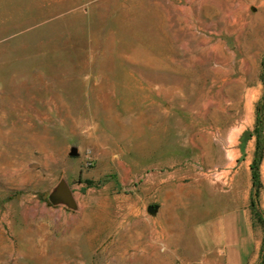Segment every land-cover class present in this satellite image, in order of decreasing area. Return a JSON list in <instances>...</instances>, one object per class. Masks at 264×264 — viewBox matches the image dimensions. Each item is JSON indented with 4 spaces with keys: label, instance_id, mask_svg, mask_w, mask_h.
<instances>
[{
    "label": "rangeland",
    "instance_id": "obj_1",
    "mask_svg": "<svg viewBox=\"0 0 264 264\" xmlns=\"http://www.w3.org/2000/svg\"><path fill=\"white\" fill-rule=\"evenodd\" d=\"M263 64L264 0H0V264H208L243 209L258 264Z\"/></svg>",
    "mask_w": 264,
    "mask_h": 264
},
{
    "label": "crops",
    "instance_id": "obj_2",
    "mask_svg": "<svg viewBox=\"0 0 264 264\" xmlns=\"http://www.w3.org/2000/svg\"><path fill=\"white\" fill-rule=\"evenodd\" d=\"M224 224H217L213 235L216 240L214 252L207 254L208 264H254L258 258V243L254 237L252 225L246 209L231 214ZM211 233V232H210ZM209 233V234H210ZM252 249L245 257V245ZM212 258H215L212 259Z\"/></svg>",
    "mask_w": 264,
    "mask_h": 264
},
{
    "label": "trees",
    "instance_id": "obj_3",
    "mask_svg": "<svg viewBox=\"0 0 264 264\" xmlns=\"http://www.w3.org/2000/svg\"><path fill=\"white\" fill-rule=\"evenodd\" d=\"M256 111H257V129L259 131H258V140L256 144L255 159H254V163L252 164V170H253V174H252L253 183L252 184H253L254 189H253L252 196H251V206L255 211L258 210L257 209L258 207L257 198H258V186L259 185H258V174H257L256 162H257V158L261 157V152H262L260 128H262L263 123H264V98H262V100L258 103ZM258 264H264V247L261 250L260 262Z\"/></svg>",
    "mask_w": 264,
    "mask_h": 264
},
{
    "label": "water",
    "instance_id": "obj_4",
    "mask_svg": "<svg viewBox=\"0 0 264 264\" xmlns=\"http://www.w3.org/2000/svg\"><path fill=\"white\" fill-rule=\"evenodd\" d=\"M250 133H246L245 137L249 136ZM53 203H57L60 200L65 201L71 208H76V202L73 193L65 181H61L55 195L51 198Z\"/></svg>",
    "mask_w": 264,
    "mask_h": 264
}]
</instances>
